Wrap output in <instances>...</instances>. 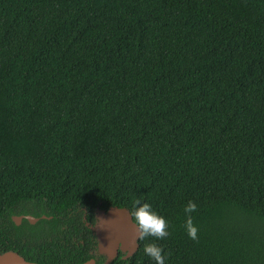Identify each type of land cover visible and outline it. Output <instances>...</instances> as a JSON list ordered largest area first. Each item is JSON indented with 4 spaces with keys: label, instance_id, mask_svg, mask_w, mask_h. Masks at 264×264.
<instances>
[{
    "label": "trees",
    "instance_id": "16d2710c",
    "mask_svg": "<svg viewBox=\"0 0 264 264\" xmlns=\"http://www.w3.org/2000/svg\"><path fill=\"white\" fill-rule=\"evenodd\" d=\"M135 199L169 235L105 263L97 211ZM150 242L264 264V0H0V253L155 264Z\"/></svg>",
    "mask_w": 264,
    "mask_h": 264
},
{
    "label": "water",
    "instance_id": "95a60500",
    "mask_svg": "<svg viewBox=\"0 0 264 264\" xmlns=\"http://www.w3.org/2000/svg\"><path fill=\"white\" fill-rule=\"evenodd\" d=\"M128 209L125 207L110 206L108 209L98 210L96 222L91 229L94 231L97 240L98 253L105 256V263L113 260L118 251L125 253L123 257L131 256L138 248L136 238V227L128 216ZM29 222L34 223L38 218L25 215ZM22 215L12 216L13 221L19 224ZM0 264H46L26 260L14 251L0 253ZM82 264H95L94 259H90Z\"/></svg>",
    "mask_w": 264,
    "mask_h": 264
},
{
    "label": "clouds",
    "instance_id": "9594fccd",
    "mask_svg": "<svg viewBox=\"0 0 264 264\" xmlns=\"http://www.w3.org/2000/svg\"><path fill=\"white\" fill-rule=\"evenodd\" d=\"M196 204L189 201L185 207V213H191L196 210ZM129 218L134 222L136 227L137 240H144L151 236L158 240L168 237L167 221L155 211L152 210L148 203H141L139 199L133 201V207L128 210ZM187 235L192 240H197L198 229L194 226L191 216L189 215L185 222ZM144 253L155 261V264H165V257L162 255V248L156 243L150 242L144 246Z\"/></svg>",
    "mask_w": 264,
    "mask_h": 264
}]
</instances>
